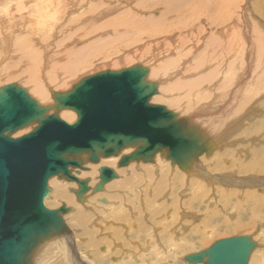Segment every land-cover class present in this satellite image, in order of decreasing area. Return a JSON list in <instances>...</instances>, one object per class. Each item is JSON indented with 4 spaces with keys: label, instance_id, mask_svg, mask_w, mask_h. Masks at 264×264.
I'll return each instance as SVG.
<instances>
[{
    "label": "rangeland",
    "instance_id": "1",
    "mask_svg": "<svg viewBox=\"0 0 264 264\" xmlns=\"http://www.w3.org/2000/svg\"><path fill=\"white\" fill-rule=\"evenodd\" d=\"M2 1H4V4ZM32 1L0 0V2H2V4H0V24L2 23L0 25V42H2L0 44V87L7 84H18L24 89H26L27 87L31 88V84L24 81L26 77H28L26 71L25 74L24 72L22 74H18L19 76L16 73L12 78L7 73L9 71L17 69L20 71L22 70L21 67L26 68L31 65L34 66L37 63V65H40V63H47V65H49L48 69H51V67L56 68L57 72H55V76L57 78L53 80V84H51V86H53V88L56 87L57 89L59 88L62 90H66L67 88L70 89L72 83H75L81 76L90 75L106 69L117 70L129 67V65L131 66L137 63H141V65L143 66H150L151 79L160 80V84L157 85L158 92L156 91L155 94L151 96V101L149 100L150 103L165 105L168 109L176 112L178 118H181V115L179 116L178 113L189 114V111L186 112L185 110H183L182 106L189 107V105H191L190 107L193 108H189L193 111L198 109L199 106H201L203 103L205 105L210 103L208 109H204L205 112L201 111L202 114H198V116L193 115L187 118L189 120L191 118V122H189V120L187 119L186 120L187 122L191 123V125H193V127H195L202 136L205 132V135L203 137L209 139L208 142L216 139L215 135L213 134L220 133L219 135L222 136H216H219V139H221L223 143H218L219 148H214V154H219V156L216 155L217 159L208 155L207 153L205 154V152L197 154L195 156L197 159H192L194 167L195 165L196 167L191 174H189L187 170H184V172L182 170H179L178 167L174 169L173 166H176L177 163H172L169 159L168 161L165 157V152L161 151L154 153V158L151 162H144L143 160H131L133 162V165L130 166V169L128 167L126 168V166L124 165L123 168L125 169L120 166V170H122V172L119 175L122 179L123 177H130V180L132 179V177L134 178L137 176L139 177V182H130V185H127L126 187H117L116 185H112L115 182L110 183L109 186V181L104 184L102 190L97 192H93V187L95 186L96 182H98L97 168L102 166L99 160L104 158V156L100 154V159H98V161L96 162L90 160V154H86L88 159L86 160L88 163H96V175H92L91 177H89V179L91 180L90 184H88L90 189H88L86 193H84L85 195L81 194L80 197L76 195V191L80 188V186L77 182L75 183L74 180L70 182L71 180L66 179L61 174L55 175L56 177H54V179L58 181L60 180V182H57L61 185H64L68 193L73 196L75 201L74 204L68 205L63 200H59L57 197H55L52 194V190L55 189L56 185L52 184L53 182L51 183L48 180L49 193L48 197L45 199V204L48 208L51 209H57L62 205L67 208L65 212L60 213L62 219L66 223V230L64 232H61L60 234L55 233L54 231V233L52 232L53 235L51 237L49 236V238H43L41 242H39L38 245L35 246L34 249H32L29 255V257H31L30 263L54 264V262H58V260L62 259L63 264H125V262L127 261L131 264H192L186 262L183 259V256L185 254L205 249L212 242L219 238L232 235L249 234L257 242L258 245L251 252L248 264H264V205L262 207L252 205L250 204V200H247L243 196V188H254L257 190L258 194H264V172H254L255 174H258V176L255 178L254 176H252V173L239 171V168L245 167L246 164L255 163L257 159H261L262 154H259L258 150L260 148L264 149V105H262L264 103V68L262 72L256 71V68L258 66L257 62H259V60H262L261 57L260 59L258 58L256 49L259 43L258 39L260 38L259 32L264 33V0H95V2H92L91 0H70L72 2L66 0L67 4L66 2H63V0H58L59 5L58 3H55V9L52 8L54 7L52 4L53 0ZM99 1L102 2L100 3ZM36 2L40 3L37 4ZM20 3L24 5L23 7L21 5V7L18 8L17 5ZM62 3L64 5H62ZM42 4L44 6H42ZM65 4L69 9H71L67 10V7L64 8ZM76 4L78 5L80 10L77 9ZM88 4L90 5L87 6ZM5 5L7 8L4 9ZM49 5L52 6L50 10L47 9L49 8ZM84 5L87 7L86 9L84 8ZM89 7L91 8V12L89 11L88 13L85 10L88 11ZM25 9L27 10L25 11ZM61 9L65 11L67 10V13L68 11H70L68 13L69 15L61 11ZM81 9H83L84 13L83 11H81ZM223 10L228 11L229 13H226L225 11L223 12ZM76 11H79V14ZM63 13L65 15H63ZM70 13L74 15L73 17L77 18L78 16L79 18H73ZM86 13L88 14V16H86ZM39 14L42 16L41 18H38L40 17ZM47 14H50L51 18H54L51 19L50 15ZM83 14L84 17L81 18L80 15L83 16ZM24 15V18H26V20L29 17L31 20L33 19V22H37H34V24H32L30 19L26 21L23 18ZM226 15L229 16L226 17ZM215 16L216 19H214ZM217 16H220L219 19ZM2 17L3 19H1ZM70 17H72L74 20ZM86 17H90V20L86 19ZM17 18H21L20 20H22V22ZM64 18L68 21L64 20ZM69 18L71 20H69ZM23 19L25 20V22H23ZM75 19L77 22L75 21ZM81 19H85L83 20L84 22ZM123 19L125 20L124 22L122 21ZM129 19H131L132 21H126ZM152 19H154L155 21H153ZM8 20L9 24H7ZM43 20H45L47 23ZM51 20L55 21L53 22ZM61 21L63 22L61 23ZM66 21L70 24H68ZM55 22H57V24ZM119 22L121 25L119 24ZM39 23L41 25H39ZM128 23L132 25H129ZM71 24L74 26H72ZM234 24L235 26H233ZM54 25H56L57 27ZM126 25L129 26L127 27ZM158 26L160 27L158 28ZM74 27L76 28L74 29ZM223 27H228V30H226L225 33L228 34L231 30L234 29L235 33L233 32V30L232 32L234 33V35H232L234 37L236 35L237 37L235 38L241 37L242 41H251L250 48H252V50H250V52L248 53L250 49L249 44H247L248 42L245 43L247 53L239 56L240 60L239 58L236 59L237 66H235V68L233 67L232 70L227 69V67H229L230 65V61L226 59L224 54L220 53L215 56L216 54L212 49V47L216 46L215 44H213V42L217 44L218 41L220 42V44H222V40L227 41L230 39V37L222 38L219 36L218 30ZM29 28L35 29V31H33L35 32L36 36L35 39L33 38L31 42L32 48L34 49L35 53L37 52L36 59L33 60V62L32 60H29L28 62V59L21 58V52H19L21 51V48H18V46L15 44L16 41L24 38V34H28V31L30 30ZM40 28H42V30ZM22 30H24V32H22L21 35ZM37 30L38 32H36ZM126 32L129 35L125 34ZM86 33L88 35L87 37ZM17 34L19 36H17ZM122 34L124 37H122ZM132 34L136 36L134 40L129 37L133 36ZM81 35L84 38H82ZM3 37L7 39V41L9 40V44L6 43L7 41L4 40ZM93 39H96L95 42L100 44L99 48L94 51L90 50L86 53L88 54L90 52L86 56L87 62L85 65H83L84 67L80 66V69L77 68L76 71L73 70V72L67 74L65 68H62L61 66H64L67 60H70V62L72 60L75 61V51L80 47H86V45H83V43H88L87 45L91 44L89 42H92ZM72 40L73 42H71ZM208 40L212 42L210 43ZM206 41L208 42V44ZM101 42H105V45L104 43L101 44ZM186 42L188 45H186ZM5 43L7 46L5 45ZM209 44L211 45L209 46ZM222 45H225V43H223ZM180 46L183 47V49ZM101 47L103 49H106V51L103 52ZM89 48L91 49V47ZM22 49L25 48L22 47ZM26 50H29V48H27ZM1 51H3L4 55L3 53H1ZM96 51H98L99 53H97ZM108 53H110V56ZM199 53L200 55H198ZM202 53H204L205 56H203ZM207 53L209 54V57ZM89 55H91L92 57ZM37 56L42 58L39 60V57L37 58ZM195 57L198 59V61H203L204 59L203 63L205 66L204 68H202L203 70H197L198 67L196 66H198L199 62ZM202 57L203 59H201ZM115 58L117 60V63ZM177 58H179L181 62H179ZM184 58L186 61L184 60ZM186 58L188 60L190 59L189 61L191 63H189ZM248 59L250 60L248 67L249 69L245 73V71H243L244 69L242 70L240 67L238 68V66L243 65L242 67H245L244 64L247 63ZM91 61L93 62L91 63ZM153 61L155 62L153 63ZM218 61H222L225 66L222 64V62ZM188 63L190 64V67H188ZM15 64L16 66H19L16 67L17 69L15 68ZM82 67L83 70L81 69ZM180 68L183 70H181ZM188 69L190 72H187ZM233 69L235 72L233 71ZM59 70L62 74L59 73ZM173 70H175L176 73ZM192 70H194V72ZM225 71L226 73L230 71V76L229 74L224 73ZM181 72L183 73V75ZM192 73L193 75H191ZM65 74L67 75V77L65 76ZM166 75H168V77H166ZM175 75L178 77H176ZM258 75L261 76V79H256L257 77H259ZM226 76L228 77V79L226 78ZM239 76L242 77V81L239 80ZM183 77L188 78L183 79ZM39 79H41L43 82L46 80V76L44 78L39 77ZM214 81L216 83L212 85ZM20 83L26 86L23 87ZM206 85L212 86V89H207V87H205ZM203 86L206 89H204ZM253 86L254 88H257V86H259V89H257L258 91L254 94L253 98L250 99L249 102H247V107L245 106V108L243 109L244 112L241 111L237 114L233 113L234 109L239 103L237 99L240 101L247 94H252V91L256 90L252 88ZM170 87H172V89ZM243 94L246 95L243 96ZM230 95L232 96L230 97ZM199 96L200 98L195 100ZM173 99L176 100L174 103L170 101ZM252 101H254L255 105L259 106V108H257ZM190 102L191 104H189ZM248 108H250V112L245 114V111L248 110ZM180 110H183L184 112L181 111V113ZM65 111L66 110H64V112L62 113H66ZM53 112H56V110H48L47 113L51 114ZM67 112L75 115L73 111L68 110ZM58 115L60 118H63L67 122H73L76 120L75 116L64 117L60 112H58ZM203 120L204 123H202ZM228 125L231 127H229ZM34 126L37 125H29L25 127V129H23V132L19 133L16 131V134H14L16 136H20L31 131ZM223 129L224 131H226L225 133L223 132ZM220 131L222 132V134ZM14 134L12 133L11 136L13 135L12 137H14ZM131 148L133 147L130 146L128 149ZM225 149L231 150L232 155H224L223 150ZM254 149H256V152L254 151ZM78 156L79 155L77 154L73 158L77 157L76 159H78ZM79 157V162L81 163L82 168H77V170L79 169V172L81 173L84 170H87V164L85 163L86 161L84 162V160H81V156ZM117 164L116 166L119 169V164ZM170 164H172V167L170 166ZM215 164H217V166L223 165V167H225L226 165L227 169L220 170L218 169V167L214 166ZM148 167L150 173L146 172V168ZM130 174H132V176ZM73 175L77 176V172L73 171ZM125 178L123 179V181L125 180ZM210 178L214 179H211L213 182H210ZM79 179H86L87 181H89V179L86 177L80 176ZM190 182H192L191 184H193V186L190 184ZM195 182L197 183L195 184ZM152 184L157 187V190H154V186ZM153 196L155 198V201L147 203V200ZM99 198H104L105 200L107 199V202H102ZM78 207L79 210H76V208ZM254 209H258L259 212L262 211L263 213H259L260 218L255 217L254 220L250 221L249 216L254 213ZM80 210H83L87 214L86 217L82 220L77 219L75 215V212H79ZM122 210H127V215L121 212ZM91 239H94V242L92 244L87 243L91 241ZM184 242H187L188 245L184 246ZM51 243H54V245L51 246ZM181 243L182 245L176 247L173 246V244ZM42 245L49 247H46L45 250L42 251ZM102 252H105V259H100L99 257L100 253ZM135 258L136 260H134ZM195 264L204 263L202 262Z\"/></svg>",
    "mask_w": 264,
    "mask_h": 264
},
{
    "label": "water",
    "instance_id": "2",
    "mask_svg": "<svg viewBox=\"0 0 264 264\" xmlns=\"http://www.w3.org/2000/svg\"><path fill=\"white\" fill-rule=\"evenodd\" d=\"M146 72L141 64L106 69L82 76L69 90L53 91L52 106L73 110V122L57 112L48 114L50 106L38 105L18 84L0 87V264H31L29 255L43 238L66 230L60 213L67 208H48L45 199L49 178L59 174L79 184L77 196L89 189L86 179L71 174L69 167L81 164L75 155L88 152L90 160L98 161L100 154L110 156L134 145L120 159L123 166L130 160L151 162L158 151L172 163L203 152L209 139L165 105L149 102L156 86L145 80ZM33 121L38 124L31 131L11 136ZM116 177L112 167L101 166L93 192ZM257 245L249 234L232 235L183 259L192 264H248Z\"/></svg>",
    "mask_w": 264,
    "mask_h": 264
},
{
    "label": "bare ground",
    "instance_id": "3",
    "mask_svg": "<svg viewBox=\"0 0 264 264\" xmlns=\"http://www.w3.org/2000/svg\"><path fill=\"white\" fill-rule=\"evenodd\" d=\"M8 1V0H7ZM21 1V0H20ZM32 1V0H31ZM58 0H53L52 1V4H53V6H54V4L55 3H58V5H59V1L57 2ZM70 1V0H69ZM73 1V0H72ZM72 1H70V2H72ZM92 2H95V0H91ZM3 2V4H4V1H2ZM2 2H0V4H2ZM15 2H17V1H15ZM28 2V1H27ZM30 2V1H29ZM33 2V1H32ZM42 2V1H41ZM63 2H66V0H63ZM100 3L102 2V1H99ZM21 3H23V2H21ZM18 4L17 5V7L19 8V7H21V5H22V7H23V5L24 4ZM25 3V2H24ZM37 3V2H36ZM38 3H40V2H38ZM37 3V4H38ZM76 3V2H75ZM98 3V2H97ZM96 3V4H97ZM28 4V3H27ZM31 4V3H30ZM44 4V3H43ZM42 4V6H44ZM52 4H50V5H52ZM66 4H67V2H66ZM66 4H65V6H64V8H66L67 6H66ZM93 4V3H92ZM91 4V5H92ZM96 4H94V5H96ZM99 4V3H98ZM111 4V3H110ZM20 5V6H19ZM40 5V4H39ZM47 5V4H46ZM49 5V8H47V9H51V7L52 6H50ZM62 5H64L63 3H62ZM77 5V4H76ZM86 5V4H85ZM84 5V6H85ZM90 4H88L87 6H89ZM93 5V6H94ZM11 6V5H10ZM33 6V5H32ZM74 6V5H73ZM114 6V5H113ZM12 7V6H11ZM25 7V6H24ZM38 7V6H37ZM71 7V6H70ZM76 7V6H75ZM5 8H7L6 7V5H5V7H4V9ZM15 8V7H14ZM42 8V7H41ZM44 8V7H43ZM52 8H54L55 9V6L54 7H52ZM63 8V7H62ZM82 8V7H81ZM85 9L87 8L86 6L84 7ZM83 8V9H84ZM96 8H97V6H96ZM100 8V7H99ZM22 9V8H21ZM30 9V8H29ZM29 9H28V12H29ZM33 9V8H32ZM67 10L69 9L68 7L66 8ZM71 9V8H70ZM69 9V10H70ZM77 9H79V7H78V5H77ZM83 9H81V11H83ZM90 7H89V9H88V11L87 10H85L86 12H88L89 13V11H90ZM27 9H25V11H26ZM41 10V9H40ZM43 10V9H42ZM66 10V11H67ZM80 10V9H79ZM108 10H109V8H108ZM214 10V9H213ZM2 11V10H1ZM47 11V10H46ZM52 11H53V9H52ZM51 11V12H52ZM56 11V10H55ZM61 11H63V12H65V13H67L65 10H62L61 9ZM225 10H223V12H224ZM8 12V11H7ZM14 12V11H13ZM23 12V11H22ZM21 12V13H22ZM58 12V11H57ZM57 12H55V13H57ZM70 11H68V13H69ZM73 12H74V10H73ZM77 12V11H76ZM91 12V11H90ZM226 13H229L228 11H225ZM15 13V12H14ZM14 13H13V15H14ZM30 13H31V11H30ZM41 13V12H40ZM45 13H47V12H45ZM50 13V12H49ZM60 13V12H59ZM67 13V14H68ZM78 14H79V11L77 12ZM83 13H84V11H83ZM101 13V12H100ZM225 13V14H226ZM10 14H11V12H10ZM18 14V13H17ZM28 14V13H27ZM36 14V13H35ZM53 14V13H52ZM76 14V13H75ZM32 15V14H31ZM30 15V16H31ZM34 15V14H33ZM40 15V14H39ZM43 15V14H42ZM46 15V14H45ZM47 15H50V14H47ZM54 15H56V14H54ZM54 15H52V16H54ZM61 15V14H60ZM63 15H65L64 13H63ZM69 15V14H68ZM70 15H72L71 13H70ZM213 15V14H212ZM218 15V14H217ZM219 15H220V13H219ZM223 15V14H222ZM221 15V16H222ZM18 16V15H17ZM19 16H20V13H19ZM67 16V15H66ZM74 15H72V17H73ZM86 16H88V14L86 13ZM229 15H226V17H228ZM5 17V16H4ZM9 17V16H8ZM7 17V18H8ZM25 17V15L23 16V18ZM27 17H28V15H27ZM36 17V16H35ZM42 16L40 15V17H38V18H41ZM46 17V16H45ZM62 17H64V16H62ZM70 17L71 19H73V18H76V17ZM80 17L81 18H83L84 17V14H83V16L82 15H80ZM218 17V16H217ZM220 17V16H219ZM219 17H218V19H219ZM6 18V17H5ZM13 18V17H12ZM15 18H16V15H15ZM50 18H51V15H50ZM52 18H54V17H52ZM51 18V19H52ZM56 18V17H55ZM69 18V20H71ZM79 17L77 16V18L76 19H78ZM90 17H86V19H88V20H90L89 19ZM92 18V17H91ZM1 19H3V17L1 18ZM18 19V18H17ZM21 19V18H20ZM20 19H18V20H20ZM25 20H26V18H24ZM23 19V22H25V20ZM28 19H30L29 17L27 18V20ZM59 19V18H58ZM76 19H75V21H76ZM128 19V18H127ZM214 19H216V16H215V18ZM217 19V20H218ZM6 20V19H5ZM26 20V21H27ZM31 20V19H30ZM34 20H36V19H34ZM48 20V19H47ZM64 20H67V19H65L64 18ZM74 20V19H73ZM82 20V19H81ZM83 20H85V19H83ZM82 20V21H83ZM119 20V19H118ZM153 21H155L154 19H152ZM216 20V21H217ZM230 20V19H229ZM1 21V20H0ZM21 22H22V20H20ZM44 22H46L45 20H43ZM49 21V20H48ZM51 21H53V20H51ZM55 21V20H54ZM53 21V22H54ZM57 21H59V20H57ZM68 21V20H67ZM66 21V22H67ZM74 21V22H75ZM87 21V20H86ZM123 22L125 21L124 19L122 20ZM126 21H128V22H131L132 20L131 19H129V20H126ZM152 21V22H153ZM228 21V20H227ZM5 22V21H4ZM9 22V20L7 21V24H9L8 23ZM13 22V21H12ZM34 22H37V21H34ZM34 22H33V19L31 20V23L32 24H34ZM52 22V23H53ZM63 21H61V23H62ZM65 22V21H64ZM70 22H72V21H70ZM77 22V21H76ZM84 22V21H83ZM115 22V21H114ZM11 23V22H10ZM14 23V22H13ZM47 23V22H46ZM50 23V22H49ZM56 24H57V22H55ZM54 23V24H55ZM60 23V24H61ZM68 23V22H67ZM88 23V22H87ZM116 23H118V22H116ZM122 23V22H121ZM224 23V22H223ZM2 24V23H1ZM0 24V25H1ZM59 24V25H60ZM68 24H70V23H68ZM73 24V23H72ZM71 24V25H72ZM77 24V23H76ZM78 24H79V21H78ZM89 24V23H88ZM119 24H120V22H119ZM127 24V23H126ZM129 24V23H128ZM160 24V23H159ZM217 24V23H216ZM236 24V23H235ZM235 24L233 25V26H235ZM37 25V24H36ZM35 25V26H36ZM39 25H41L40 23H39ZM49 25V24H48ZM53 25V24H52ZM63 25V24H62ZM117 25V24H116ZM121 25V24H120ZM129 25H132V24H129ZM128 25V26H129ZM134 25V24H133ZM139 25V24H138ZM162 25V24H161ZM237 25V24H236ZM18 26V25H17ZM23 26V25H22ZM32 26V25H31ZM54 26H56V25H54ZM65 26V25H64ZM72 26H74V25H72ZM83 26V25H82ZM100 26V25H99ZM123 26V25H122ZM127 26V25H126ZM127 26V27H128ZM226 26H229V25H226ZM30 27V26H29ZM38 27V26H37ZM40 27V26H39ZM47 27V26H46ZM52 27V26H51ZM57 27V26H56ZM160 26H158V28H159ZM35 28V27H34ZM65 28V27H64ZM70 28V27H69ZM76 27H74V29H75ZM224 28V27H223ZM223 28H220L218 31H219V36L220 37H222V38H227V37H230V39L229 40H227V41H225V40H222V44L223 43H225V45H222V44H220V42H218L217 41V44L215 43V42H213V44H215L216 46H214V47H212V49L214 50V53L216 54L215 56H217V54H220V53H223L224 54V56L226 57V59H228L230 62V65H229V67H227V69L228 70H232V68L234 67L235 68V66H237L236 64H237V60L236 59H238L239 58V60H240V57L239 56H242L243 54H246L247 53V50H246V44L245 43H247L248 42V40L246 41V40H244V38H243V40L244 41H242V39H241V37L240 38H235V37H237L236 35H235V37L233 36L234 35V33H235V30L233 31V30H231L230 31V33H228L229 34V36H228V34L227 33H225V31L226 30H228V27H225L224 28V30H223ZM231 28H233V27H231ZM2 29V28H1ZM4 29V28H3ZM30 29V28H29ZM41 30H42V28H40ZM45 29V28H44ZM43 29V30H44ZM54 29V28H53ZM63 29V28H62ZM66 29V28H65ZM73 29V30H74ZM123 29V28H122ZM134 29V28H133ZM199 29V28H198ZM16 30V29H15ZM35 29H30L29 31H28V34H24L23 35V39H21V40H19V41H16V45L18 46V48L20 47L21 49V51H19V52H21V58H26V59H28V62H29V60H32V62H33V60H35L36 59V53H35V51H34V49L32 48V39L34 38L35 39ZM71 30V29H70ZM76 30H78V29H76ZM128 30V29H127ZM135 30V29H134ZM5 31V30H4ZM17 31V30H16ZM56 31V30H55ZM65 31V30H64ZM124 31V30H123ZM234 33H233V32ZM263 31V30H262ZM22 32H24V30H22L21 31V35H22ZM36 32H38V30L36 31ZM86 32H87V30H86ZM94 32V31H93ZM92 32V33H93ZM128 32V31H127ZM125 33V34H128V33ZM136 32V31H135ZM134 32V33H135ZM15 33H17V32H15ZM27 33V32H26ZM40 33V32H39ZM48 33V32H47ZM50 33V32H49ZM54 33V32H53ZM85 33V32H84ZM133 33V34H134ZM199 33V32H198ZM260 33V38L258 39V45H259V47H258V45H257V56H258V58L260 59V57H261V59L262 60H259V62H257L258 63V66H257V68H256V71L257 72H259V71H261L262 72V70H263V68H264V33H262V32H259ZM10 34V33H9ZM8 34V35H9ZM62 34V33H61ZM66 34V33H65ZM88 34H89V32H88ZM124 34V35H125ZM132 34V35H133ZM233 34V35H232ZM3 35V34H2ZM7 35V36H8ZM11 35V34H10ZM38 35V34H37ZM40 35V34H39ZM45 35H46V33H45ZM44 35V36H45ZM51 35V34H50ZM56 35V34H55ZM63 35V34H62ZM67 35V34H66ZM91 35H93V34H91ZM129 35V34H128ZM202 35V34H201ZM231 35V36H230ZM6 36V37H7ZM14 36H15V34H14ZM17 36H19L18 34H17ZM88 35H87V33H86V37H87ZM89 36H90V34H89ZM109 36V35H108ZM112 36V35H111ZM110 36V37H111ZM257 36H258V34H257ZM22 37V36H21ZM38 37V36H37ZM46 37V36H45ZM64 37V36H63ZM76 37V36H75ZM78 37V36H77ZM81 37L82 38H84L82 35H81ZM122 37H124L123 36V34H122ZM131 39H133L134 40V38L136 37V36H129ZM214 37V36H213ZM4 38V37H3ZM2 38V39H3ZM19 38V37H18ZM41 38V37H40ZM49 38V37H48ZM59 38V37H58ZM80 38V37H79ZM81 38V39H82ZM129 38V39H130ZM250 38V37H249ZM46 39V38H45ZM67 39H68V37H67ZM73 39V38H72ZM97 39H98V37H97ZM124 39H127V38H124ZM123 39V40H124ZM251 39V38H250ZM4 40H6L7 41V39H5L4 38ZM14 40H16V39H14ZM86 40V39H85ZM94 40V39H93ZM93 40H92V42L90 41L89 43H91V44H89V45H87V44H84L83 43V45H86V47H80L79 49H77L76 51H75V61H71L70 62V60H67L66 62H65V64H64V66H61L62 68H65V70H66V72H67V74L68 73H70V72H73V70H75L76 71V69L77 68H79L80 66H83V65H85L86 64V62H87V55L90 53H88V54H86L88 51H90V50H92V51H94V50H96V49H98L99 48V46H100V44L99 43H97V42H95V40H94V42H93ZM110 40V39H109ZM112 40V39H111ZM114 40V39H113ZM122 40V39H121ZM217 40V39H216ZM9 41V40H8ZM6 42V43H8L9 44V42ZM47 41H49V40H47ZM68 41V40H67ZM78 41H80V40H78ZM78 41H76V42H78ZM83 41V40H82ZM119 41H120V39H119ZM129 41V40H128ZM188 41V40H187ZM209 41V40H208ZM220 41V40H219ZM246 41V42H245ZM250 41V40H249ZM5 42V41H4ZM11 42V41H10ZM46 42V41H45ZM71 42H73V40L71 41ZM71 42H70V44H71ZM87 42V41H86ZM85 42V43H86ZM115 42V41H114ZM123 42V41H122ZM207 42V41H206ZM210 42V41H209ZM212 42V41H211ZM210 42V43H211ZM251 42V41H250ZM250 42H248L247 44H249V48L251 47V44H250ZM261 42V43H260ZM2 42H0V44H1ZM6 43H5V45H6ZM104 43V45H105V42H101V44H103ZM110 43H111V41H110ZM227 43V44H226ZM255 43V42H254ZM253 43V44H254ZM4 44V43H3ZM41 44V43H40ZM47 44V43H46ZM120 44H121V42H120ZM182 44V43H181ZM207 44H208V42H207ZM34 45V44H33ZM42 45V44H41ZM44 45V44H43ZM51 45V44H50ZM111 45V44H110ZM126 45V44H125ZM165 45V44H164ZM163 45V46H164ZM186 45H188L187 44V42H186ZM211 44H209V46H210ZM7 46V45H6ZM6 46H5V48H6ZM72 46V45H71ZM70 46V47H71ZM79 46V45H78ZM112 46V45H111ZM110 46V47H111ZM150 46V45H149ZM196 46V45H195ZM204 46V45H203ZM2 47V46H1ZM8 47H9V45H8ZM13 47V46H12ZM22 47L23 48H25V49H22ZM89 47H91V49L89 48ZM109 47V48H110ZM181 47V46H180ZM185 47V46H184ZM187 47V46H186ZM15 48V47H14ZM13 48V49H14ZM27 48H29V50H26ZM30 48H32V49H30ZM43 48V47H42ZM53 48V47H52ZM72 48V47H71ZM102 48V47H101ZM107 48V47H106ZM162 48V47H161ZM182 49H183V47H181ZM256 48V47H255ZM44 49V48H43ZM51 49V48H50ZM108 49V48H107ZM187 49V48H186ZM197 49V48H196ZM5 50V49H4ZM58 50V49H57ZM102 50H103V52H105L106 51V49H103L102 48ZM101 50V51H102ZM130 50V49H129ZM250 50H252V48H250L249 49V51H248V53L250 52ZM47 51V50H46ZM48 51H50V50H48ZM63 51V50H62ZM191 51H193V50H191ZM217 51H222V52H217ZM5 52V51H4ZM10 52V51H9ZM16 52V51H15ZM43 52H44V50H43ZM42 52V53H43ZM55 52V51H54ZM97 53H99L98 51H96ZM113 52V51H112ZM174 52V51H173ZM189 52H190V50H189ZM205 52V51H204ZM1 53H3V51H1ZM11 53V52H10ZM69 53V52H68ZM67 53V54H68ZM92 53V52H91ZM94 53V52H93ZM107 53V52H106ZM179 53H181V52H179ZM200 53H201V50H200ZM200 53L198 54V55H200ZM12 54V53H11ZM55 54V53H54ZM70 54V53H69ZM86 54V55H85ZM109 54V56H110V53H108ZM108 54H105V55H108ZM203 54V56H205L204 55V53H202ZM208 54V53H207ZM3 55H4V53H3ZM2 55V56H3ZM13 55V54H12ZM52 55V54H51ZM56 55H57V53H56ZM92 55V54H91ZM91 55H89V56H91ZM127 55V54H126ZM197 55V56H198ZM1 56V55H0ZM46 56H47V54H46ZM54 56V55H53ZM88 56V57H89ZM179 56V55H178ZM194 56H196V55H194ZM194 56H192V57H194ZM207 56V55H206ZM215 56H214V58H215ZM39 56H37V58H38ZM45 57V56H44ZM92 57V56H91ZM131 57V56H130ZM181 57V56H180ZM188 57H190V56H188ZM187 57V58H188ZM201 57V56H200ZM199 57V58H200ZM208 57H209V54H208ZM1 58V57H0ZM42 58V57H41ZM40 57H39V60L41 59ZM55 58V57H54ZM90 58V57H89ZM129 58V57H128ZM154 58V57H153ZM182 58V57H181ZM186 58V59H187ZM196 58V57H195ZM206 58V57H205ZM217 58V57H216ZM221 58V57H220ZM224 58V57H223ZM57 59V58H56ZM72 59V58H71ZM174 59V58H173ZM178 60H179V58H177ZM183 59V58H182ZM197 59V58H196ZM201 59H203V57L201 58ZM212 59V58H211ZM246 59V58H245ZM17 60V59H16ZM38 60V59H37ZM49 60H52V59H49ZM91 60V59H90ZM89 60V61H90ZM115 60H116V58H115ZM184 60H185V58H184ZM188 60V59H187ZM190 60V59H189ZM188 60V61H189ZM192 60V59H191ZM215 60V59H214ZM219 60V59H218ZM45 61V60H44ZM44 61H43V63H44ZM55 61V60H54ZM53 61V62H54ZM186 61V60H185ZM193 61V60H192ZM196 61V60H195ZM197 61H198V59H197ZM203 61H204V59H203ZM203 61L202 60H200V61H198L199 63H198V66H196V67H198L197 68V70H201L202 68H204V63H203ZM207 61H209V60H207ZM16 62V61H15ZM15 62H13V63H15ZM48 62V61H47ZM70 62V63H69ZM93 61H91V63H92ZM114 62V61H113ZM125 62V61H124ZM151 62H152V60H151ZM155 61H153V63H154ZM179 62H181L180 60H179ZM209 62H211V61H209ZM218 62H222V61H218ZM249 62H250V60L248 59V61H247V63H245L244 64V66L245 67H242V66H240L239 64V66H238V68L240 67L243 71H245V73H246V71L249 69L248 67H249ZM37 63V62H36ZM62 63V62H61ZM90 63V62H89ZM116 63H117V60H116ZM126 63V62H125ZM168 63V62H167ZM178 63V62H177ZM189 63H191L190 61H189ZM188 63V67H190V64ZM213 63H215V62H213ZM228 63V64H229ZM242 63H243V61H242ZM11 64V63H10ZM19 64H21V63H19ZM38 64V63H37ZM31 65V66H29V67H26V68H22L21 67V69L22 70H18L16 67H19L18 65L16 66V64H15V68L17 69V70H12V71H9L7 74L12 78L13 77V75L14 74H16L17 73V75L18 74H22L23 72H24V74L27 72V76L28 77H26V79L24 80L26 83H30L31 84V88H26L25 90H26V92H27V94L28 95H30V97H32L33 99H35L36 100V102L38 103V105H40V106H42V107H47V106H50V108L48 109L49 111L50 110H55L54 109V107L52 106V105H54L56 102H55V99H54V96H53V91H57V90H60V91H66V90H62V89H57L56 87H54L53 88V86H51V84H53V80L55 79V78H57L56 76H55V72H57V70H56V68H54V67H51V69H48V67H49V65H47V63H44V64H42V63H40V65ZM49 64V63H48ZM58 64V63H57ZM137 64H141V63H137ZM152 64V63H151ZM169 64V63H168ZM179 64H181V63H179ZM187 64V63H186ZM196 64H197V62H196ZM222 64H223V62H222ZM221 64V65H222ZM263 64V65H262ZM60 65V64H59ZM90 65H92V64H90ZM89 65V66H90ZM108 65V64H107ZM120 65V64H119ZM156 65H158V64H156ZM224 65V64H223ZM152 66V65H151ZM153 66H155V65H153ZM175 66V65H174ZM177 66V65H176ZM182 66H184V65H182ZM186 66V65H185ZM225 66V65H224ZM10 67H11V65H10ZM84 67V66H83ZM83 67L81 68L82 70H83ZM111 67H112V65H111ZM110 67V68H111ZM129 67H130V65H129ZM146 68H147V72H146V76H145V80H147V81H149L150 83H152L153 85H155L156 86V91L158 92V90H157V85L158 84H160V80H156V79H151L150 78V72H151V68H150V66H145ZM157 67V66H156ZM170 67V66H169ZM187 67V66H186ZM187 67V68H188ZM192 67V66H191ZM193 67H194V64H193ZM201 67V68H200ZM220 67H222V66H220ZM226 67H225V69H226ZM115 68V67H114ZM182 68H184V67H182ZM206 68V67H205ZM13 69V68H12ZM36 69H37V71H36ZM80 69V68H79ZM78 69V70H79ZM181 69V68H180ZM193 69V68H192ZM60 70H61V68H60ZM60 70H59V73H61L60 72ZM86 70V69H85ZM111 70V69H110ZM181 70H183V69H181ZM187 70V69H186ZM203 70V69H202ZM224 70V69H223ZM26 71V72H25ZM74 71V72H75ZM171 71V70H170ZM174 72H175V70H173ZM177 71V70H176ZM193 72H194V70H192ZM196 71V70H195ZM233 71H234V69H233ZM2 72V71H1ZM63 72V71H62ZM187 72H190L189 71V69H188V71ZM198 72V71H197ZM228 72V71H227ZM235 72V71H234ZM260 72V73H261ZM176 73V72H175ZM180 73V72H179ZM182 73V72H181ZM183 73H184V71H183ZM183 73H182V75H183ZM224 73H226V71L224 72ZM62 74V73H61ZM163 74V73H162ZM173 74V73H172ZM190 74V73H189ZM226 74H229V76H230V71L228 72V73H226ZM242 74V73H241ZM16 75V76H17ZM76 75V74H75ZM180 75V74H179ZM185 75V74H184ZM191 75H193V73L191 74ZM205 75V74H204ZM245 75V74H244ZM19 76V75H18ZM46 76V80L45 81H43L42 82V80L41 79H39V77L40 78H44ZM58 76V75H57ZM65 76L67 77V75L65 74ZM64 76V77H65ZM163 76H165V75H163ZM174 76V75H173ZM176 76V75H175ZM195 76V75H194ZM228 76V75H227ZM226 76V78L228 79V77ZM259 76V75H258ZM261 76H262V74H261ZM261 76H259V77H257L256 79H261ZM82 77V76H81ZM81 77H79L78 79H77V77H76V79H77V81L76 82H78L79 80H80V78ZM166 77H168V75H166ZM165 77V78H166ZM170 77V76H169ZM176 77H178V76H176ZM180 77H182V76H180ZM204 77V76H203ZM225 77V76H224ZM224 77H223V79H224ZM240 77V79L239 80H241L242 79V77L241 76H239ZM6 78V77H5ZM185 77H183V79H184ZM186 78H188V77H186ZM185 78V79H186ZM205 78V77H204ZM234 78V77H233ZM247 78V77H246ZM245 78V79H246ZM263 78V77H262ZM10 79V78H9ZM60 79V78H59ZM68 79V78H67ZM160 79V78H159ZM161 79H162V77H161ZM182 79V78H181ZM44 80V79H43ZM215 80V79H214ZM230 80V79H229ZM196 81V80H195ZM195 81H194V83H195ZM232 81V80H231ZM242 81V80H241ZM75 82V83H76ZM173 82V81H172ZM171 82V83H172ZM191 82V81H190ZM209 82V81H208ZM216 82H217V80H216ZM215 81H214V83H212V85L213 84H215L216 83ZM227 82V81H226ZM256 82V81H255ZM233 83V82H232ZM231 83V84H232ZM23 87L24 86H26V85H24V84H22V83H20ZM71 84V83H70ZM74 84V82L72 83V85ZM189 84V83H188ZM211 84V83H210ZM229 84H230V82H229ZM238 84V83H237ZM167 85V84H166ZM184 85H186V84H184ZM196 85V84H195ZM208 85V84H207ZM205 86V87H207V89H209L210 90V88L212 89V86ZM169 86V85H168ZM190 86V85H189ZM216 86V85H215ZM214 86V87H215ZM226 86H228V85H226ZM231 86V85H230ZM252 86V85H251ZM256 86V85H255ZM46 87V88H45ZM58 87V86H57ZM72 87V86H71ZM191 87V86H190ZM204 86H203V88L204 89H206ZM233 87V86H232ZM47 88H48V91H49V93H48V91H47ZM169 88V87H168ZM171 89H172V87H170ZM174 88V87H173ZM176 88V87H175ZM178 88V87H177ZM226 88V87H225ZM252 88H254V86L252 87ZM186 89V88H185ZM250 89H251V87H250ZM254 89H256V90H253L252 91V94L250 93V95L249 94H243V96L244 95H246L245 97H243V99H241L240 101L237 99V101L239 102L238 103V105L236 106V108L234 109V111H233V113H239V112H241V111H243V109L245 108V106L247 105V102H249L250 101V99H252L253 98V96H254V94L255 93H257V89H259V86H257V88H254ZM69 90V89H68ZM163 90V89H162ZM166 90V89H165ZM193 90V89H192ZM228 90V89H227ZM173 91V90H172ZM202 91V90H201ZM205 91V90H204ZM239 91V90H238ZM232 92V91H231ZM240 92V91H239ZM165 93V92H164ZM172 93V92H171ZM196 93V92H195ZM210 93V92H209ZM50 95V96H49ZM167 95H169V94H167ZM232 95H230V97H231ZM234 96V95H233ZM196 97V96H195ZM202 97V96H201ZM193 98H194V96H193ZM200 98V96L198 97V98H196L195 100H197V99H199ZM231 99V98H230ZM151 101V100H150ZM172 103H174L176 100H170ZM257 101V100H256ZM170 102V103H171ZM200 102H202V101H200ZM204 102H205V100H204ZM252 102H254V101H252ZM234 103V102H233ZM258 103H259V100H258ZM263 103V102H262ZM185 104H187V103H185ZM189 104H191V102L189 103ZM209 104L210 103H208V104H202L201 106H199V108L198 109H196V110H191L193 107H190L191 105H189V107L191 108H189L188 106H182V109L183 110H185L186 112H188L189 114H180V113H178L179 114V116L181 115V118H179V120L181 119V122L182 123H184L185 121H187V120H189V119H187V118H189L190 116H193V115H197L198 116V114H202V112H205V110L206 109H208V106H209ZM179 105V104H178ZM254 105H255V102H254ZM262 105H264V103L262 104ZM180 106V105H179ZM220 106V105H219ZM256 106V105H255ZM247 107V106H246ZM257 108H259V106H256ZM178 108V107H177ZM195 109V108H194ZM205 109V110H204ZM64 110H66L65 112L66 113H62V112H64ZM68 110H70V111H73V110H71V109H60V110H58V111H56L57 113L58 112H60L61 113V115H63L64 117H71V116H75V118L77 119V114L74 112V114L75 115H73L72 113H69V112H67ZM183 110H180V112L181 111H183ZM250 110V108H248V110H246L245 111V114L246 113H248V112H250L249 111ZM252 110V109H251ZM257 110H259V109H257ZM202 111V112H201ZM184 112V111H183ZM201 112V113H200ZM244 112V111H243ZM257 112V111H256ZM182 113V112H181ZM255 113V112H254ZM60 115V116H61ZM243 115V114H242ZM252 115V114H251ZM250 115V116H251ZM254 115V114H253ZM236 116V115H235ZM249 116V117H250ZM252 117V116H251ZM209 118V117H208ZM211 118V117H210ZM248 118V117H247ZM63 119V118H62ZM187 119V120H186ZM245 119V118H244ZM243 120V119H242ZM70 122V121H69ZM189 122H191V118H190V120H189ZM188 122V123H189ZM206 122H207V120H206ZM209 122V121H208ZM37 123L38 122H36V121H33V122H31V123H29V124H27L26 126H24L23 128H21V129H19V130H17V132H19V133H21V132H23V129H25V127H27V126H29V125H37ZM195 123V122H194ZM202 123H204V120H203V122ZM189 124H191V123H189ZM195 126V125H194ZM203 126V125H202ZM229 126V125H228ZM31 127V126H30ZM229 127H231V126H229ZM228 127V128H229ZM201 128H203V127H201ZM220 129V128H219ZM208 132V131H207ZM221 132V131H220ZM223 132L225 133L226 131H224V129H223ZM15 133V132H14ZM13 133V134H14ZM217 133H219V132H217ZM16 134V133H15ZM14 134V137L16 136ZM204 135H205V132L203 133ZM207 134V133H206ZM220 134V133H219ZM219 134H213V135H215V137H216V139L215 140H211L210 142H208L207 144H205V147L203 148V152H205V154L207 153L208 155H210V156H212V157H215V159H217L216 157L217 156H219V154H214V151H215V149L214 148H219V145H218V143H223V141L221 140V139H219V136H222V135H219ZM221 134H222V132H221ZM203 135V136H204ZM216 135H219V136H216ZM13 136V135H12ZM18 136V135H17ZM214 137V136H213ZM214 137V138H215ZM218 137V138H217ZM225 142V141H224ZM239 144V143H238ZM242 144V143H241ZM130 146H132L133 148H131V149H128ZM238 147V146H237ZM133 149H135V147L133 146V145H129V146H127V147H124V148H122V149H120L116 154H112V155H110V156H104V158H102L101 160H99V162H100V164H102V166H104V165H106V166H110V167H112L114 170H115V172H116V174H117V177L116 178H114V179H112L108 184H109V186H110V183H112V182H115L114 184H112V185H116L117 187H126L127 185H130L129 183L130 182H135V183H137V182H139V177H137L136 175V177H132V179L130 180L128 177H123V179L125 178V180L123 181V179L121 178V176L119 175V174H121V172H122V170H120L121 169V167L123 168L124 166H126V168L128 167L129 169H130V166H132L133 165V162L130 160L127 164H125L124 166H121V165H119V169H118V167L116 166V164L118 163L119 164V161H120V159L122 158V156L123 155H125V154H127V153H130V152H132L133 151ZM205 149H207L208 151H206ZM234 151V150H233ZM237 151V150H236ZM254 151L256 152V149H254ZM259 154H262V158L261 159H257L256 161H255V163H250V164H246V166L245 167H241V168H239V171H242V172H246V173H252L253 175L252 176H254L255 178L258 176V174H255L256 172H258V171H260V172H264V149L263 148H260L259 150ZM257 151V152H258ZM81 154V155H80ZM89 155V153L88 152H81V153H79L78 155L79 156H81V160H84V162L87 164V167H86V169L87 170H84L83 172H79V169L77 170V168H82V166H81V164H80V167H69V169H70V171H71V174H73V171H76L77 172V178L79 179V177L81 176V177H86V178H88L89 179V177H91L92 175L93 176H95L96 175V171H95V162L94 163H92V164H94V165H92L91 163H88L87 162V155ZM200 154V153H199ZM212 154V155H211ZM223 154L224 155H232V152H231V150H227V149H225V150H223ZM166 155V154H165ZM197 154H196V152H191L189 155H187L186 157H184V159L182 160V162L181 163H177V165L176 166H173V168L174 169H176V167H178V169L179 170H182L183 172H184V170H187L188 171V173L189 174H191L192 173V171L195 169V167H196V165H195V167H194V164H193V160L192 159H194V158H196L195 156H196ZM217 155V156H216ZM220 155H222V154H220ZM78 156V159L80 158ZM240 156V155H239ZM211 157V158H212ZM77 158V157H76ZM154 158V157H153ZM223 158V157H222ZM87 159V160H86ZM100 159V158H99ZM167 159V158H166ZM197 159V158H196ZM224 159V158H223ZM168 160V159H167ZM139 161V160H138ZM169 161V160H168ZM215 161V160H214ZM236 161V160H235ZM240 161V160H239ZM97 162V161H96ZM98 162V163H99ZM172 162V161H171ZM84 163V164H85ZM117 164V165H118ZM141 164V163H140ZM221 164V163H220ZM99 165V164H98ZM165 165V164H164ZM172 164H170V166H171ZM174 165V164H173ZM219 165V164H218ZM231 165V164H230ZM232 165H233V161H232ZM214 166H216V167H218V169H220V170H223V169H227V167H226V165H225V167H223V165H219V166H217V164H215ZM101 167V166H100ZM99 167V168H100ZM117 167V168H116ZM165 167V166H164ZM172 167V166H171ZM206 167V166H205ZM213 167V166H212ZM73 168V169H72ZM99 168H97V170H98V175H97V178L99 177ZM75 169V170H74ZM123 169H125V168H123ZM147 169V171L146 172H148V173H150V170H148L149 169V167L148 168H146ZM217 169V168H216ZM217 169V170H218ZM236 169H237V167H236ZM235 169V170H236ZM174 171V170H173ZM201 171H203V170H201ZM216 171V170H215ZM120 172V173H119ZM182 172V173H183ZM223 172V171H222ZM255 172V173H254ZM259 172V173H260ZM80 173V174H79ZM130 173V172H129ZM181 173V172H180ZM239 173V172H238ZM76 174V173H75ZM152 174V173H151ZM150 174V175H151ZM155 174V173H154ZM160 174V173H159ZM202 174V173H201ZM79 175V176H78ZM131 176H132V174H130ZM75 176V175H74ZM165 176V175H164ZM54 177H56V176H53V178L52 177H50L51 179H49V182H53L52 184H55L56 185V187H55V189L54 190H52V194L55 196V197H57L59 200L61 199V200H63L66 204H68V205H72V204H74V198H73V196L71 195V194H69L68 193V191H67V189H65L66 187L64 186V185H61V184H59L58 182H60V180L58 181V180H56V179H54ZM177 177V176H176ZM175 177V178H176ZM193 177V176H192ZM164 178V177H163ZM162 178V179H163ZM185 178V177H184ZM214 178V177H213ZM53 179V180H52ZM81 179H83V178H81ZM161 179V178H160ZM212 178H210L209 180H211ZM51 180V181H50ZM98 180H99V178H98ZM176 180V179H175ZM193 180V179H192ZM205 180V179H204ZM212 180H214V179H212ZM210 181V182H213V181ZM58 181V182H57ZM90 179H89V181H87V186H88V184H90ZM156 181V180H155ZM194 181V180H193ZM196 181V180H195ZM242 181V180H241ZM245 181V180H244ZM70 182H72V180L70 181ZM151 182V181H150ZM171 182V181H170ZM207 182V181H206ZM75 183H76V181H75ZM97 183V182H96ZM157 183H159V182H157ZM192 182H190V184H191ZM197 182H195V184H196ZM79 185V184H78ZM96 185V184H95ZM134 185V184H133ZM153 185V184H152ZM192 186H193V184H191ZM104 186V185H103ZM135 186V185H134ZM154 186V190H157V187L155 186V185H153ZM253 186V185H252ZM89 187V186H88ZM113 187H115V186H113ZM130 187V186H129ZM199 187V186H198ZM94 188V187H93ZM141 188H143V187H141ZM150 188V187H149ZM192 188V187H191ZM90 189V188H89ZM102 189H103V187H102ZM106 189V188H105ZM217 189V188H216ZM226 190V189H225ZM243 196L247 199V200H250V204H252V205H257V206H259V207H262L263 205H264V194H258V192H257V190L256 189H254V188H243ZM140 191V190H139ZM149 191V190H148ZM97 192V191H96ZM133 192V191H132ZM144 192V191H143ZM153 192V191H152ZM201 192H203V191H201ZM86 193V192H85ZM238 193V192H237ZM236 193V194H237ZM84 194V193H83ZM82 194V195H83ZM131 194V193H130ZM150 194V193H149ZM85 195V194H84ZM143 195V194H142ZM161 195V194H160ZM230 195V194H229ZM152 196V195H151ZM204 196V195H203ZM240 196H241V194H240ZM130 197V196H129ZM87 198V197H86ZM142 198H143V196H142ZM152 198V199H151ZM242 198V197H241ZM101 201H102V198H99ZM155 198H154V196L153 197H150V199H148L147 200V203H149V202H153V201H155L154 200ZM151 200V201H150ZM106 202H107V199L105 200ZM54 202V201H53ZM103 202V201H102ZM121 202V201H120ZM120 204V203H119ZM118 208V207H117ZM108 209V208H107ZM76 210H79V207L78 208H76ZM127 211V210H126ZM126 211H124V210H122L121 212H123V213H125L126 215H127V213H126ZM207 213H209V212H207ZM259 213H263L262 211H260L259 212V210L258 209H254V213L251 215V216H249V219H250V221H252V220H254V218L255 217H257V218H260V216H259ZM129 214V213H128ZM75 215H76V217H77V219H80V220H82V219H84L85 217H86V212H84L83 210H80L79 212H75ZM168 215V214H167ZM180 215V214H179ZM205 215H208V214H205ZM191 216V215H190ZM123 218V217H122ZM76 219V218H75ZM112 220V219H111ZM123 221V220H122ZM116 222V221H115ZM126 223V222H125ZM75 224V223H74ZM84 226H85V224H84ZM119 226H120V224H119ZM233 226V225H232ZM142 227V226H141ZM129 230H130V228H129ZM88 232V231H87ZM147 232V231H146ZM53 234V233H52ZM58 235V234H57ZM50 237L52 236V235H49ZM49 236H48V238H49ZM92 236V235H91ZM54 237V236H53ZM47 238V239H48ZM46 239V240H47ZM52 239V238H51ZM52 241V240H51ZM101 241V240H100ZM169 241V240H168ZM94 242V239H91V241H89V242H87V243H90V244H92ZM171 242V241H170ZM96 243V242H95ZM98 243V242H97ZM102 243V242H101ZM101 243H100V245H101ZM56 244V243H55ZM184 244V246H186V245H188L187 244V242H184L183 243ZM51 246L52 245H54V243H51L50 244ZM95 245V244H94ZM179 245H182V243L181 244H173V246H179ZM43 246V245H42ZM40 247V246H39ZM46 247H49V246H43V249H42V251H44L45 250V248ZM146 248H147V246H146ZM38 250H39V248H38ZM38 250H37V252H38ZM106 251V250H105ZM131 251V250H130ZM129 251V252H130ZM48 252V251H47ZM155 253V252H154ZM34 255H35V253H34ZM107 255V254H106ZM43 256V255H42ZM48 256V255H47ZM64 256V255H63ZM109 256V255H108ZM53 257V256H52ZM99 257H100V259H105L106 257H105V252H102V253H100V255H99ZM51 259V258H50ZM56 259V258H55ZM54 259V260H55ZM134 260H136V258L134 259ZM159 262V261H158ZM54 264H63V260L61 259V260H58V262H54ZM125 264H131V263H129L128 261L127 262H125Z\"/></svg>",
    "mask_w": 264,
    "mask_h": 264
}]
</instances>
